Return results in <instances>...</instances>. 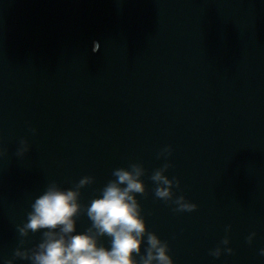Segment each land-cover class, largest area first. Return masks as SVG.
Returning <instances> with one entry per match:
<instances>
[{
    "label": "water",
    "instance_id": "1",
    "mask_svg": "<svg viewBox=\"0 0 264 264\" xmlns=\"http://www.w3.org/2000/svg\"><path fill=\"white\" fill-rule=\"evenodd\" d=\"M0 152V264L49 183L93 177L86 206L133 163L174 264H264V0H0ZM165 163L193 211L155 197Z\"/></svg>",
    "mask_w": 264,
    "mask_h": 264
},
{
    "label": "clouds",
    "instance_id": "2",
    "mask_svg": "<svg viewBox=\"0 0 264 264\" xmlns=\"http://www.w3.org/2000/svg\"><path fill=\"white\" fill-rule=\"evenodd\" d=\"M98 49L99 44L94 43L92 51ZM27 151L26 141L21 140L16 155L23 156ZM159 155H171L170 148L163 149ZM169 166L165 163L151 175L156 185L155 197L173 203L176 212L193 211L196 205L183 195L174 198L172 189L174 186L179 187V181L175 178L170 180L164 175ZM144 171L136 163L130 164L128 168L114 169L112 176L115 179L108 181L99 190V195L86 206L80 202V190L92 183L93 177L85 176L70 188H62L55 182L49 183L30 204L23 224L17 226L20 237L39 233L41 241L35 250L18 246L13 259H6L3 264H14L17 258L29 264H174L168 254V243L146 228L137 200V194L145 193L141 179ZM82 209L90 225L84 231H77V220ZM253 236L255 233L247 237L248 243H251ZM101 238H106L107 245L101 242ZM20 243L23 244V241ZM221 244H229L227 237ZM221 251L218 246L210 255L219 258ZM223 251L232 253L228 247L223 248ZM259 254L264 256V248L259 250Z\"/></svg>",
    "mask_w": 264,
    "mask_h": 264
}]
</instances>
